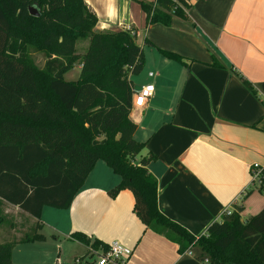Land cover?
Instances as JSON below:
<instances>
[{"label":"crops","instance_id":"0c3cea01","mask_svg":"<svg viewBox=\"0 0 264 264\" xmlns=\"http://www.w3.org/2000/svg\"><path fill=\"white\" fill-rule=\"evenodd\" d=\"M83 1L96 17L95 30L128 31L141 49L133 94L146 83L154 91L129 118L133 138L144 143L134 162L155 157L146 168L157 181L159 211L195 237L236 204L243 220L257 214L264 192L249 188V164L264 160V0H187L168 25L148 21L141 2L156 0ZM118 182L98 160L68 208L43 207V239L15 244L11 264H73L87 251L74 234L131 248L122 264H206L147 228L133 211L130 190L111 198L107 191Z\"/></svg>","mask_w":264,"mask_h":264},{"label":"trees","instance_id":"16d2710c","mask_svg":"<svg viewBox=\"0 0 264 264\" xmlns=\"http://www.w3.org/2000/svg\"><path fill=\"white\" fill-rule=\"evenodd\" d=\"M141 6L149 23L168 25L172 14L182 15L172 0ZM95 24L83 0H0V225L7 221L8 229L21 232L0 241V264H11L15 244L43 239V207L68 208L98 160L119 176L108 195L130 190L139 220L177 243L180 252L189 250L206 264H264V207L243 220L242 205L236 204L197 237L159 211L157 181L146 168L155 157L134 162L144 143L133 138L136 125L129 118L130 76L143 68L141 49L128 31H97ZM81 41L86 47L77 55ZM30 48L44 55L42 68ZM161 53L187 65L175 53ZM76 62L77 79H65ZM9 205L18 207L20 225L4 214ZM74 237L106 249L83 234Z\"/></svg>","mask_w":264,"mask_h":264},{"label":"built area","instance_id":"2783aa9c","mask_svg":"<svg viewBox=\"0 0 264 264\" xmlns=\"http://www.w3.org/2000/svg\"><path fill=\"white\" fill-rule=\"evenodd\" d=\"M175 6L184 9V5L178 0H172ZM187 3V0H184ZM152 76V72L148 73ZM154 91L153 84L146 83L137 92L133 94L131 108L142 107L146 101L151 97ZM249 188L264 192V160L261 162H252L249 164ZM232 208H227L223 210L222 213L229 214ZM191 254L190 252H188ZM132 254V249L117 242L112 241L107 246L106 249L98 248L94 249L87 246V251L85 254L79 257L73 258V264H109L118 263L122 264L127 260Z\"/></svg>","mask_w":264,"mask_h":264},{"label":"rangeland","instance_id":"374dc122","mask_svg":"<svg viewBox=\"0 0 264 264\" xmlns=\"http://www.w3.org/2000/svg\"><path fill=\"white\" fill-rule=\"evenodd\" d=\"M85 42L86 41H81L77 44V49H76L77 55H80L84 51V49L86 47ZM29 54H30V57H31L32 61L34 62V64L38 68H42L43 63L45 61L44 55L40 52L34 51L32 48L29 49ZM78 65H79V63L76 62L74 67L64 74V78L67 80L75 79L77 77V74H78ZM131 76H133L132 77V79H133L135 75H131ZM131 76H130V78H131ZM138 80L143 81V76L141 75ZM16 212L17 211H15V209H13L12 207H9L6 215L8 216L7 218L10 220V223L16 224V226H17V224L18 225L21 224L22 220L17 216ZM13 229H14L13 225H11V227H9V229H8L7 221H5L2 225H0V241H2L1 238L4 237V235H7V237L4 238L6 240H7V238L9 239L11 237H17L20 235L21 232H19V231L14 232L15 230H13ZM4 230H6V232H4Z\"/></svg>","mask_w":264,"mask_h":264},{"label":"water","instance_id":"95a60500","mask_svg":"<svg viewBox=\"0 0 264 264\" xmlns=\"http://www.w3.org/2000/svg\"><path fill=\"white\" fill-rule=\"evenodd\" d=\"M29 13L31 14V15H35V16H37L38 15V12L36 11V9L35 8H33V7H29ZM103 141L104 140H93V144H98V143H103Z\"/></svg>","mask_w":264,"mask_h":264}]
</instances>
